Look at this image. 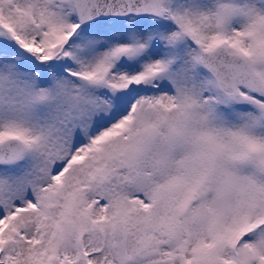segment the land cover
<instances>
[{"label":"snow or ice","instance_id":"snow-or-ice-1","mask_svg":"<svg viewBox=\"0 0 264 264\" xmlns=\"http://www.w3.org/2000/svg\"><path fill=\"white\" fill-rule=\"evenodd\" d=\"M0 264H264V0H0Z\"/></svg>","mask_w":264,"mask_h":264}]
</instances>
